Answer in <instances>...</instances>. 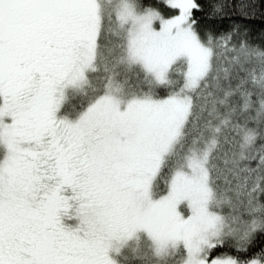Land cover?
Masks as SVG:
<instances>
[{
    "label": "snow or ice",
    "instance_id": "6c2138e0",
    "mask_svg": "<svg viewBox=\"0 0 264 264\" xmlns=\"http://www.w3.org/2000/svg\"><path fill=\"white\" fill-rule=\"evenodd\" d=\"M0 264H264V0H0Z\"/></svg>",
    "mask_w": 264,
    "mask_h": 264
},
{
    "label": "trees",
    "instance_id": "16d2710c",
    "mask_svg": "<svg viewBox=\"0 0 264 264\" xmlns=\"http://www.w3.org/2000/svg\"><path fill=\"white\" fill-rule=\"evenodd\" d=\"M257 27H258V25H257Z\"/></svg>",
    "mask_w": 264,
    "mask_h": 264
}]
</instances>
